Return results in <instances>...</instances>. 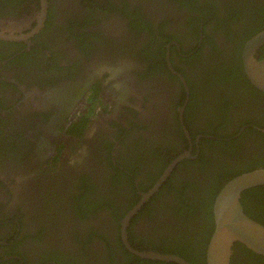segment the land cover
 Listing matches in <instances>:
<instances>
[{"label":"flooded vegetation","instance_id":"obj_1","mask_svg":"<svg viewBox=\"0 0 264 264\" xmlns=\"http://www.w3.org/2000/svg\"><path fill=\"white\" fill-rule=\"evenodd\" d=\"M262 29L264 0H0V264L207 262L218 193L264 167L244 63ZM244 191L264 224V194L257 217ZM235 246L231 264H264Z\"/></svg>","mask_w":264,"mask_h":264},{"label":"water","instance_id":"obj_2","mask_svg":"<svg viewBox=\"0 0 264 264\" xmlns=\"http://www.w3.org/2000/svg\"><path fill=\"white\" fill-rule=\"evenodd\" d=\"M5 38H18L14 34L1 33ZM264 44V29L253 35L244 46L245 69L251 80L264 90V59L256 58L257 50ZM259 69V70H257ZM183 157H194L191 152L178 156L177 162ZM171 165L154 187L144 195L150 196L165 180ZM264 184V167L241 173L228 180L221 188L214 204L215 229L207 248L208 264H231L234 245L237 242L245 244L251 250L264 255V224L249 216L241 202L245 189ZM138 206L127 214L124 221V239L127 242L126 226L129 218ZM146 258L176 261L180 264H190L188 260L175 253L133 250Z\"/></svg>","mask_w":264,"mask_h":264},{"label":"trees","instance_id":"obj_3","mask_svg":"<svg viewBox=\"0 0 264 264\" xmlns=\"http://www.w3.org/2000/svg\"><path fill=\"white\" fill-rule=\"evenodd\" d=\"M205 155V154H204ZM202 156H203V154L201 153V158H202ZM220 171V170H219ZM226 173V172H225ZM230 173H226V178H229L230 176H228ZM212 175V177H216V173H212L211 174ZM233 175H235V174H233ZM224 176V177H225ZM222 178L223 177H220V178H218L217 179V181H216V187L213 189V190H215L216 189V191H218L222 186H223V182L221 183V180H222ZM187 187V186H186ZM189 187H192V185L190 184L189 185ZM245 193V196L243 197V201H244V203H245V206H246V210H247V212L250 214V215H254V216H257L256 215V213L255 212H253V211H251L250 212V210H249V208H248V201H247V198H248V196H249V194H259V193H261V194H264V185H260V186H257V187H253V188H250V189H247L246 191H244ZM215 193V192H214ZM213 197H215V194H213V196H212V201H213ZM212 201H211V208H212ZM211 208H210V212L209 211H207V212H209V215H210V219H211V217H212V211H211ZM260 209H262V207L260 208ZM179 210H180V214H181V216H183V215H185V213H186V211H187V206L186 205H182L180 208H179ZM198 213H201V212H198ZM258 217V216H257ZM213 224V223H212ZM209 225H211V222H210V224ZM214 226H212V228H213ZM208 241V239H206V241L205 242H207ZM204 245H205V243H204ZM236 246L235 247H242L243 249H248L245 245H243L242 243H239V242H237L236 244H235ZM250 250V249H249ZM249 250H247V252L249 253ZM204 251H206V248L204 249ZM252 250H250V253L252 254V255H256V254H254L253 252H251ZM177 252H179L181 255H183V256H185L186 258H188L189 260H193L192 259V257H191V255H189V254H187V253H185V252H180L179 250H177ZM257 256V258H258V260L259 261H261V262H263V260H264V257L263 256H261V255H256ZM204 258H203V261H204V264H207V262H206V252H205V254H204V256H203ZM255 259H256V257H254ZM234 260V259H233ZM163 263H165V264H176L175 262H166V261H162ZM235 264V263H234ZM255 264H261V263H258V262H255Z\"/></svg>","mask_w":264,"mask_h":264},{"label":"clouds","instance_id":"obj_4","mask_svg":"<svg viewBox=\"0 0 264 264\" xmlns=\"http://www.w3.org/2000/svg\"><path fill=\"white\" fill-rule=\"evenodd\" d=\"M97 75L104 77L106 83H112V87L116 91H119L120 88L122 87L121 83L116 81V77H115V75H114V73H113L111 68L101 67L97 71Z\"/></svg>","mask_w":264,"mask_h":264},{"label":"bare ground","instance_id":"obj_5","mask_svg":"<svg viewBox=\"0 0 264 264\" xmlns=\"http://www.w3.org/2000/svg\"><path fill=\"white\" fill-rule=\"evenodd\" d=\"M200 227V226H199Z\"/></svg>","mask_w":264,"mask_h":264}]
</instances>
